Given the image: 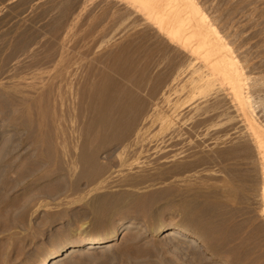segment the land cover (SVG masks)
Returning a JSON list of instances; mask_svg holds the SVG:
<instances>
[{
    "label": "rangeland",
    "instance_id": "1",
    "mask_svg": "<svg viewBox=\"0 0 264 264\" xmlns=\"http://www.w3.org/2000/svg\"><path fill=\"white\" fill-rule=\"evenodd\" d=\"M196 1L246 77V114L127 0H0V264L124 223L109 251L55 264H264L248 126L264 131V0Z\"/></svg>",
    "mask_w": 264,
    "mask_h": 264
},
{
    "label": "bare ground",
    "instance_id": "2",
    "mask_svg": "<svg viewBox=\"0 0 264 264\" xmlns=\"http://www.w3.org/2000/svg\"><path fill=\"white\" fill-rule=\"evenodd\" d=\"M127 1H129V3L137 8L144 15L146 20L153 24L169 41L187 50L196 60L200 61L204 65V67L211 73V75L217 77L222 82V84L227 87L234 102L241 109V112L242 110L243 112H245L248 107V103H251V101H253L252 99H250L252 98V96L249 98L245 96L246 94L244 92V88H247L244 87L246 84V77H244L241 67L233 57L234 54L231 53V47L229 48L228 44L221 38L222 36H220L213 25L210 24L206 14L204 13L203 7L196 0ZM14 74L12 75L13 77L11 76L12 79L10 80L14 79ZM21 77L22 76H20L21 83H15V86L16 84H19V89L20 85L24 82L22 80L23 77ZM17 78L19 77L17 76ZM13 81L17 82L16 78ZM12 85L10 86L11 89L15 88V90H18V87L16 89V87H13L14 85ZM248 99H250L251 101L249 100V102ZM248 121L249 129L252 130L253 135L257 138L260 144V148H263L264 131L261 130L262 127L260 128L253 118L249 119ZM262 181V216L264 217V168ZM132 227V224L125 225L124 223L118 226L108 237H85L78 242L67 241L63 243L58 248V250L51 252L42 264H55L57 261L62 260L61 258H68L69 253L71 254L73 252H75L76 254H81L85 251L92 250H101V252H107L111 248H113L116 245L117 241H119V238L123 234H126ZM155 234H166L168 237H174L175 239L180 241H188L191 246L199 245L198 242L193 238V236H189L186 233L184 234L171 225L159 226L155 230Z\"/></svg>",
    "mask_w": 264,
    "mask_h": 264
}]
</instances>
